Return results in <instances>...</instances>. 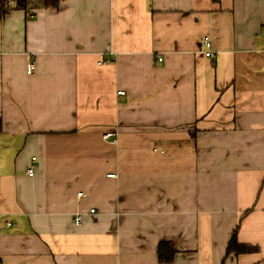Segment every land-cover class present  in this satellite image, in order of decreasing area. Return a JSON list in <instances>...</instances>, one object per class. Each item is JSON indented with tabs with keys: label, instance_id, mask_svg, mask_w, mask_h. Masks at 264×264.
<instances>
[{
	"label": "crops",
	"instance_id": "1",
	"mask_svg": "<svg viewBox=\"0 0 264 264\" xmlns=\"http://www.w3.org/2000/svg\"><path fill=\"white\" fill-rule=\"evenodd\" d=\"M233 232L253 250L226 254ZM162 241L171 264H264V0L10 10L0 264H160Z\"/></svg>",
	"mask_w": 264,
	"mask_h": 264
},
{
	"label": "trees",
	"instance_id": "2",
	"mask_svg": "<svg viewBox=\"0 0 264 264\" xmlns=\"http://www.w3.org/2000/svg\"><path fill=\"white\" fill-rule=\"evenodd\" d=\"M58 0H43V6L49 9L57 7ZM27 0H0V20L10 10H24ZM252 248L240 246L236 242V233L233 232L226 248V254H244ZM157 260L160 264H171L174 260L175 250L172 242H160L156 250Z\"/></svg>",
	"mask_w": 264,
	"mask_h": 264
},
{
	"label": "built area",
	"instance_id": "3",
	"mask_svg": "<svg viewBox=\"0 0 264 264\" xmlns=\"http://www.w3.org/2000/svg\"><path fill=\"white\" fill-rule=\"evenodd\" d=\"M202 46H203V49H204L203 51H201L202 54H203V56H205V57H207V58H212L213 55H212L211 44H210L209 40H204ZM160 60H161V59L158 58V61H160ZM32 69H33V68H32ZM117 94H118V95H122V92H117ZM103 138H104L105 140L115 141V137H114V134H113L112 132H108V133L104 134V135H103ZM28 174H29V175L32 174L31 170H28ZM108 177H114V174H109ZM78 197H79V198H82V197H83V194H82V193H78ZM90 212L93 213L94 210H91ZM80 223H81V218H80L79 216H75V218H74V224H75L76 226H79ZM262 255H263V257H264V251H263Z\"/></svg>",
	"mask_w": 264,
	"mask_h": 264
}]
</instances>
